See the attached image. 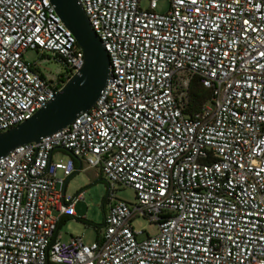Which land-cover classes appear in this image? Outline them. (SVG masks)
Returning <instances> with one entry per match:
<instances>
[{"label":"built area","instance_id":"obj_1","mask_svg":"<svg viewBox=\"0 0 264 264\" xmlns=\"http://www.w3.org/2000/svg\"><path fill=\"white\" fill-rule=\"evenodd\" d=\"M146 1L78 0L108 55L106 86L70 126L0 159V264H264V0H168L166 14ZM27 51L65 73L44 78ZM82 65L49 0H0V133ZM192 82L211 96L190 113ZM76 162L108 185L90 244L58 230L83 200L64 192ZM136 217L156 234L133 230Z\"/></svg>","mask_w":264,"mask_h":264},{"label":"water","instance_id":"obj_2","mask_svg":"<svg viewBox=\"0 0 264 264\" xmlns=\"http://www.w3.org/2000/svg\"><path fill=\"white\" fill-rule=\"evenodd\" d=\"M64 27L83 53V65L44 108L31 119L0 133V159L17 147L37 144L70 126L96 104L109 74L108 55L92 30L78 0H49Z\"/></svg>","mask_w":264,"mask_h":264},{"label":"rangeland","instance_id":"obj_3","mask_svg":"<svg viewBox=\"0 0 264 264\" xmlns=\"http://www.w3.org/2000/svg\"><path fill=\"white\" fill-rule=\"evenodd\" d=\"M140 7L145 9L147 1L141 0ZM156 13L166 14L169 11L168 0H157ZM23 58L26 62L35 66L34 71L48 80L54 81L59 75L65 73L64 67L48 58H41L34 51H27ZM68 155L61 154L56 157V160L65 161ZM61 174H58V178ZM60 190V186H57ZM83 195V200L74 206V212L78 219L84 218L91 222L94 226L87 227L80 220L65 219V224L60 229L62 239L66 240L70 236L82 237L85 244H90L97 239V229L100 228L104 221V215L108 211V185L100 178L97 170L87 169L85 166L71 177L68 181L65 195L68 197H75L78 194ZM115 198L117 200L126 201L128 203L134 202V193L130 189H119L115 191ZM53 216H57L53 212ZM131 226L135 231H143L148 236L156 234V228L153 224H149L142 217H136L131 221ZM145 239V235L140 238Z\"/></svg>","mask_w":264,"mask_h":264},{"label":"trees","instance_id":"obj_4","mask_svg":"<svg viewBox=\"0 0 264 264\" xmlns=\"http://www.w3.org/2000/svg\"><path fill=\"white\" fill-rule=\"evenodd\" d=\"M210 96L211 95L209 91L204 90L197 82H192L189 88L188 111L192 113L200 110L202 106L210 99ZM76 169L77 171L73 175L80 171L82 167L79 164H76ZM71 177L67 180L66 185ZM80 221H82L87 227L94 226L91 222L86 221L85 219H80ZM64 224V219H61L58 224V230H60Z\"/></svg>","mask_w":264,"mask_h":264},{"label":"crops","instance_id":"obj_5","mask_svg":"<svg viewBox=\"0 0 264 264\" xmlns=\"http://www.w3.org/2000/svg\"><path fill=\"white\" fill-rule=\"evenodd\" d=\"M76 164H79L78 162H76ZM67 186V185H66ZM65 189H66V187H65ZM65 189H64V192H65ZM64 220L65 219H76V220H80V219H78L77 217L76 218H63ZM81 219H84V218H81Z\"/></svg>","mask_w":264,"mask_h":264}]
</instances>
